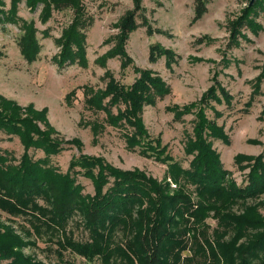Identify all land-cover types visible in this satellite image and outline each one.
<instances>
[{"label":"trees","instance_id":"16d2710c","mask_svg":"<svg viewBox=\"0 0 264 264\" xmlns=\"http://www.w3.org/2000/svg\"><path fill=\"white\" fill-rule=\"evenodd\" d=\"M140 1L134 0V9L116 24L119 33L113 47L96 59L105 67L108 60L117 58L120 70L124 72L132 66L136 78L125 86L106 72L109 78L104 89L85 90L86 103L90 108L104 111L112 126L124 130L129 150L138 148L140 154L165 163L166 177L175 188L171 189L168 181L159 183L137 169H116L100 157L85 154L73 157L67 172L61 173L49 165L50 157L64 150V143L52 138L54 129L48 123L47 111H37L32 105L22 109L0 95V131L19 137L24 147L16 163L0 148V211L12 217H29L37 236L47 235L58 249L69 251L88 263L264 264V217L256 203L247 204L264 197V150L257 156L236 154L234 164L248 172L241 184L230 179V172L224 169L220 154L212 144L213 140H220L227 145L228 136L222 125L205 114L209 110L218 118L221 113L213 109L212 102L230 105L233 100L217 74H213L212 85L198 102L167 108L176 120L185 114L194 116L193 136L186 139L184 147L185 155L191 157L187 168L168 157L160 141L149 138L146 133L141 118L143 108L154 106L170 89L156 73L132 65L125 51L129 35L137 26L135 14L140 9ZM21 2L31 11L40 7L39 21L43 24L54 12L70 10L71 21L56 39L59 52L54 63L59 68L74 63L87 65L86 31L92 26L93 18L86 13L83 0H9L7 9L6 1L0 0V24L21 28L20 52L28 62H33L41 48L36 36L38 30L33 21L18 17ZM206 5L207 0L194 1V21L206 13ZM261 10H264V0L248 5L234 22L233 29L238 32L245 26L257 33L259 25L254 19ZM47 32L43 31V37ZM237 32L232 35L233 40ZM160 58L170 65L174 55L169 49L151 44L148 62L153 64ZM222 61L224 67L228 66L226 57ZM260 81L258 78L257 84ZM245 104L248 110L250 103ZM113 107L114 114L110 110ZM37 122L43 123L45 130ZM66 144L81 146L79 140ZM30 148L41 151L43 158L33 160L28 154ZM76 169L91 180L92 196L82 193L83 187L73 176ZM187 185L193 190H188ZM38 201L44 202L43 205ZM238 207L242 209L240 212L235 211ZM75 215L80 216L87 232L88 239L84 242L75 241L66 232ZM208 218L216 221L211 233L206 224ZM24 232L32 236L29 230ZM22 240L12 227L0 226V264H42L20 251ZM34 245L31 241V246Z\"/></svg>","mask_w":264,"mask_h":264},{"label":"rangeland","instance_id":"374dc122","mask_svg":"<svg viewBox=\"0 0 264 264\" xmlns=\"http://www.w3.org/2000/svg\"><path fill=\"white\" fill-rule=\"evenodd\" d=\"M6 1V9L9 0ZM195 0H141L140 9L135 14L136 28L129 35L125 46L127 55L135 67L148 69L159 75L170 89V93L158 99L154 106H145L141 113L142 123L149 138L159 140L165 154L187 168L191 157L185 155V143L192 137L194 116L185 114L180 120L167 110L173 105L183 107L199 101L201 95L212 85V76L231 95L230 105L212 102V107L220 112V117L206 110L208 118L224 127L229 144L213 140L215 150L220 154L224 169L230 172V179L237 184L245 180L246 170H240L233 162L234 155L257 156L264 150V10L254 19L259 25L257 33L243 26L233 29L234 22L249 5L250 0H207V11L194 21ZM86 13L93 18L92 26L86 31L87 65H67L59 68L54 57L59 52L56 39L62 29L71 21L72 12H54L45 24L39 21L40 7L31 11L25 2L18 5L17 15L37 28V39L41 46L35 61L28 62L21 54L19 41L23 34L18 25L0 24V94L14 99L22 109L32 105L40 111H47V120L54 129L52 138L64 143V150L50 157V166L66 173L70 161L79 154L100 157L109 166L120 170L137 169L146 176L162 183L168 181L170 188L175 185L166 177L167 166L153 156L146 157L139 149L129 150L123 137L124 130L115 128L102 110L90 108L86 103L85 90L104 89L108 81L106 72L129 86L136 78L132 66L124 72L120 70L117 58L101 67L96 59L115 44L119 33L116 24L134 9V0H83ZM250 6V5H249ZM48 34L43 37V31ZM235 34V39L232 35ZM238 36V34H240ZM233 41V42H232ZM157 44L169 49L174 60L167 65L164 58L156 63L148 62V48ZM226 57L228 66H223ZM12 74V75H11ZM261 81L257 84L256 80ZM257 89L253 92L254 86ZM70 96L66 99L68 93ZM89 92V91H87ZM11 100V101H12ZM246 102L250 103L248 110ZM123 106H121V109ZM116 113V108H110ZM41 130L44 124L37 122ZM79 140L81 146L66 144ZM0 148L9 158L18 162L24 153L19 137L0 131ZM33 160L43 158L39 150L28 149ZM73 174L83 187L84 195L94 194L91 180L82 176V171ZM187 189L193 188L187 185ZM195 196V193L193 195ZM40 205L44 202L38 201ZM258 205L264 217V197L248 201V205ZM241 207L235 208L240 212ZM27 216L12 217L0 211V226L12 227L15 234L22 237L20 251L42 264H99L86 262L69 251H62L47 235L37 236L31 229ZM81 218L73 216L67 227L75 241L88 239L81 225ZM209 233L216 227L212 218L206 220ZM30 232L28 237L24 231ZM32 230V231H31ZM34 233V234H33ZM31 241L35 243L31 246ZM60 254V256L58 255Z\"/></svg>","mask_w":264,"mask_h":264},{"label":"crops","instance_id":"0c3cea01","mask_svg":"<svg viewBox=\"0 0 264 264\" xmlns=\"http://www.w3.org/2000/svg\"><path fill=\"white\" fill-rule=\"evenodd\" d=\"M6 74H4V73H2V72H0V77H4ZM12 75V74H11ZM1 95V94H0ZM1 96H3V95H1ZM4 97V96H3ZM4 98H6V97H4ZM6 99H8V98H6ZM8 100H12V99H8ZM12 101H14V99L12 100ZM238 154V153H237ZM242 154V153H241ZM235 156V155H234Z\"/></svg>","mask_w":264,"mask_h":264},{"label":"water","instance_id":"95a60500","mask_svg":"<svg viewBox=\"0 0 264 264\" xmlns=\"http://www.w3.org/2000/svg\"><path fill=\"white\" fill-rule=\"evenodd\" d=\"M256 0H250L249 5H252Z\"/></svg>","mask_w":264,"mask_h":264}]
</instances>
